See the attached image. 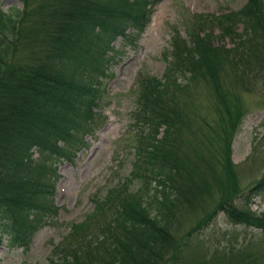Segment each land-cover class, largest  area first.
Segmentation results:
<instances>
[{
    "label": "trees",
    "instance_id": "1",
    "mask_svg": "<svg viewBox=\"0 0 264 264\" xmlns=\"http://www.w3.org/2000/svg\"><path fill=\"white\" fill-rule=\"evenodd\" d=\"M155 2L23 0L20 8L10 6L4 11L0 7V231L8 247L29 250L35 233L56 216L57 162L73 161L89 146V134L107 121L100 105L105 89L102 81L124 46L143 33ZM241 6L217 17H197L201 26L217 25L218 36L229 38L231 46L217 42L212 32L199 34L195 22L188 29L189 44L175 45L178 33L174 34L171 51L175 61H170L167 70L186 67L182 71L186 83H178L171 70L163 78L141 77L138 114L143 116L144 127L133 147L131 172L91 199L92 211L82 221L72 222L44 264H175L178 251L184 253L185 238L179 231L173 233L170 223L183 208L197 213L187 234L209 225L220 208L233 223L264 231L263 209L249 210L248 197L242 199L243 208L232 203L239 186L230 160L229 137L244 114L235 91L222 98L218 109L225 117L220 114L219 131L212 130V135L225 139L222 164L227 175L235 176L233 181L226 178L216 186L214 175L206 174L215 165L194 160L186 144L197 139L194 130L205 137L204 126L190 118L188 106L193 103L187 91L197 83L194 78L199 72L195 70L201 63L199 75H207L217 89L222 90L220 83L223 86L224 82L215 78L223 79L226 73L235 80L231 85L239 88L256 89L259 82L264 84V35L257 43L260 54H255L260 74L245 56L253 49L254 44L247 46L249 40L258 39L259 26L264 25V0H245ZM237 19L243 22L242 33L234 31ZM118 37L121 46L115 50ZM148 123L154 127L146 132ZM185 130L194 136L184 135ZM202 137L199 142L204 144ZM134 183L138 187L132 189ZM219 189L216 205L207 206L204 194L213 198ZM249 191L264 193V174ZM197 202L201 210L194 207ZM163 245L173 250L168 258L160 255ZM248 250L234 253L231 248L217 256L226 259L225 264H246L252 258ZM211 262H215L212 256ZM260 262L264 264V259L254 257L249 264Z\"/></svg>",
    "mask_w": 264,
    "mask_h": 264
},
{
    "label": "rangeland",
    "instance_id": "2",
    "mask_svg": "<svg viewBox=\"0 0 264 264\" xmlns=\"http://www.w3.org/2000/svg\"><path fill=\"white\" fill-rule=\"evenodd\" d=\"M244 3L245 0H159L156 2L148 17L149 23L144 33L137 37L134 44H127L124 47V52L102 81L105 89L100 105L103 107L104 115L107 116V121H102L96 127V132L89 134L86 138L91 139L89 146L81 149L73 161L59 160L57 162L56 186L53 193L54 204L58 207L56 216H52L46 227H42L35 233L31 248L26 251L24 248L8 247L0 231V264H23L24 262L44 264L48 262L53 254L54 245L65 237L72 222L82 221L92 211L94 202H91V199L103 195L108 188L118 183L124 174L131 172L130 163L135 150L133 147L141 139L140 132L144 127L143 116L138 114L141 101V77L152 74L157 78H163L168 69L167 65H170L171 60L175 61L171 51L174 34L178 33L175 45L189 44L188 29L193 22H198L197 17H217L220 13L240 10ZM23 5V0H0V7H3L4 11L10 6L20 8ZM199 23L194 28L199 34L212 32V35L218 39L217 42L223 41L226 46L232 45L231 40L223 34L221 38L218 36L221 31L217 25L210 22V26L207 27ZM259 28V38L252 37L249 40L247 46L254 44L253 49L245 55L252 60L251 64L257 74H260L261 68L258 66L259 59L255 54H260L257 43L263 40L264 25ZM234 29L237 33L245 30L242 20L235 21ZM115 45H121L119 39ZM253 50L255 53L250 55ZM178 69L169 71L177 77L178 83L180 81L186 83L185 74L182 72L186 67ZM202 70L201 63L195 71L202 73ZM199 73L194 78L197 83L188 86L187 91L193 103L188 106V109L192 121L195 120L197 124L204 126L205 137L194 130L197 139L186 141L187 149L191 151L190 154L193 155L194 160L204 165L207 163L215 165L213 171L208 170L206 174L214 175L216 186L218 182L226 178L230 182L233 181L235 176L227 175L222 164L225 156V139L223 135H212V130L219 131V115L222 114L225 117V113L218 109L221 107L222 98L227 99L228 92L235 91L236 94H234L240 101L239 107L244 110V114L229 137L230 160L234 165L232 169L239 186V193L237 192V197L232 203L243 208L242 199L248 197L251 205L249 210L260 212L264 209V193L262 191L258 193H261L260 195L257 192L249 191L248 193V189L259 176L264 174V84L259 82L256 89L252 86L249 90L239 88V85H231L235 80L226 73L223 79L220 76L215 78L217 81L224 82L223 86L220 83L222 87L220 90L217 89L218 85L215 87V83L209 81L207 75H199ZM229 98L232 100L231 96ZM147 126L146 132L150 130V126L151 129L154 127L151 123ZM185 132L184 135L194 136L186 130ZM200 137L204 140V144L199 142ZM135 183L131 185L132 189L138 187ZM218 195H220V189L214 192L213 198L204 194L206 198L204 202L207 206L214 207L218 202ZM194 207L199 210L202 208L198 202L194 203ZM176 214L172 217L173 222L170 223L172 230H170L173 233L179 231L183 234L185 248L183 247L184 253L178 251L175 264H208L211 256L215 262L209 264H225L223 260L226 259L217 254L221 251L227 254L228 249L231 248L235 250L234 253H237L246 247H250L247 256L252 257L246 264H249L254 257H257L259 261L264 259V253H259V250H264V231L254 229L252 226H244L241 223H233L221 208L217 211L214 220H211L209 225L201 228L196 234L187 233L189 228L195 225L197 213L183 208ZM163 249L161 257L168 258L173 254V250L166 249L164 245ZM180 253L182 254L179 258ZM200 254L202 255L197 259ZM170 264L174 263L170 261Z\"/></svg>",
    "mask_w": 264,
    "mask_h": 264
}]
</instances>
